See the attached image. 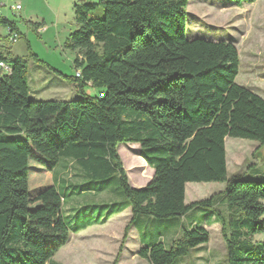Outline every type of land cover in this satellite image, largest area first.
Segmentation results:
<instances>
[{
  "label": "trees",
  "instance_id": "obj_1",
  "mask_svg": "<svg viewBox=\"0 0 264 264\" xmlns=\"http://www.w3.org/2000/svg\"><path fill=\"white\" fill-rule=\"evenodd\" d=\"M231 1L241 7L257 0ZM189 2L104 0L102 18L90 17L97 4H77L79 28L64 45L77 52L81 77L67 76L81 94L76 100L30 98L28 61L0 52L11 68L0 69V264H48L71 232L88 224L72 226L64 215L67 189L97 194L98 183L115 174L124 199L92 207L107 216L131 208L126 234L142 216L186 219L195 208H209L227 263L264 264V180L229 177L226 152L227 137L257 141L255 152L264 147V98L236 82L240 54L232 41L188 38ZM7 24L21 38L17 23L0 18V26ZM121 143L139 144L154 170L145 186L129 183ZM62 158L69 174L60 190L53 170ZM74 169L81 180L71 183ZM191 182H221L225 189L187 203ZM194 221L181 226L170 247L158 240L139 256L172 264L209 243V230Z\"/></svg>",
  "mask_w": 264,
  "mask_h": 264
},
{
  "label": "rangeland",
  "instance_id": "obj_2",
  "mask_svg": "<svg viewBox=\"0 0 264 264\" xmlns=\"http://www.w3.org/2000/svg\"><path fill=\"white\" fill-rule=\"evenodd\" d=\"M20 1L24 10L17 25L22 36L18 42L9 43L6 41L5 28L0 26V52L11 57L19 56L28 61L30 98L38 101H70L81 98L72 80L78 72L73 61L77 57V52L65 48L64 45L69 33L79 28L75 6L83 1L95 3L97 8L90 17L102 18L105 14V7L102 4L104 0ZM39 20V26L44 27L45 31L39 32L32 26V23ZM186 33L190 39L232 41L240 54V72L236 82L264 98V0H257L241 7L234 5L231 0H190L187 6ZM28 45L40 61L30 56ZM89 89L92 91V88ZM92 93L95 94V90ZM258 147L259 143L254 140L227 137L228 176L264 180L262 160L264 147L255 152ZM139 148L137 143L119 145V154L129 183L133 186H144L152 177V170L139 155ZM67 161L62 158L53 170L54 180L60 190L64 187V181L69 174L66 172V165L69 164ZM70 179L72 183L80 181L81 177L76 175L74 169L73 177ZM188 184L190 185L187 189L188 202L208 199L225 189V183L221 182ZM98 187L102 189L97 194L89 192L85 196L77 197L83 206L80 214L88 213L85 218L81 216L79 221L97 220L101 212L97 209L93 212L94 202L100 204L124 199L117 174L108 181H100ZM70 199L75 203V197L69 196L68 204L71 202ZM215 207L224 214L227 213L225 205L220 200L216 201ZM69 212L67 209L64 214L69 215ZM125 218L113 220L106 228L88 230L82 236L71 235L69 242L58 252L56 263L150 264L139 256L138 251L141 247L138 240L143 242V246H150L162 240L170 247L183 224L187 225L191 220H203L209 222L211 235L209 243L192 250L188 256L180 257L172 264H228L220 224L214 223L215 218L209 208H195L186 219L169 220L142 216L136 223L137 231L143 232L141 237L135 232L130 234L133 225L127 234L125 233L129 223L126 220L125 225L121 226Z\"/></svg>",
  "mask_w": 264,
  "mask_h": 264
},
{
  "label": "crops",
  "instance_id": "obj_3",
  "mask_svg": "<svg viewBox=\"0 0 264 264\" xmlns=\"http://www.w3.org/2000/svg\"><path fill=\"white\" fill-rule=\"evenodd\" d=\"M22 3V2H21ZM24 10V8H23ZM22 17V16H21ZM43 22H45V20L43 19L42 20ZM39 21L35 22V23H39ZM40 28H44V27H40ZM46 29L44 28V31ZM74 61V59H73ZM246 87V86H245ZM95 90L94 88H92V91ZM89 91L92 93V91L89 89ZM95 93H97V90H95ZM93 94V93H92ZM139 151V150H138ZM227 152V150H226ZM139 155H140V151H139ZM142 158V157H141ZM144 160V159H143ZM145 161V160H144ZM228 162V160H227ZM228 164V163H227ZM151 168V167H150ZM152 170V176L154 174V170L151 168ZM152 179V177H151ZM133 186V185H132ZM145 186V185H144ZM190 185L187 183L186 185V202L187 203H190L187 201L188 199V193H187V189ZM133 187H136V188H140V187H143V186H133ZM74 189H67V192L70 194L71 197H75V203L72 202V199H70V203L68 204V198L66 196V199H65V203H64V207H63V212L67 209L70 210L69 212V215L68 214H64L65 216L69 217L68 219L70 220V223L72 224V226H77L79 223H83L84 221L87 222L86 220L84 221H79V218L81 216H83L85 218V216L88 214L86 212H83V214H80L81 210L83 209V206L81 204V201H79V199L77 198L78 196H85L87 193L89 192H82V193H72ZM92 194H96L94 192H90ZM68 195V194H67ZM192 202V201H191ZM116 216V217H115ZM125 218L122 222H121V226H124L125 223H126V220L130 221L131 217H132V211H131V208H127L125 209L123 212H120V213H117V214H113L111 216H107L105 213H102L99 215V217L97 218V220H91V221H88L87 223V226L84 227V228H80L79 230H76V231H72L71 232V235H75V236H82L83 234H85V232H87L88 230H91V229H95V228H106V226H108L109 224H111V222L113 220H116V219H119V218ZM140 220H143V219H140ZM194 223H197L196 221H194ZM215 223V221H214ZM201 225H203L204 227H206L208 230H209V222L208 221H203L201 222ZM136 224L133 225V227L131 228V231H130V234L135 232L136 234H140L139 236H143V232L139 233V231H137L136 229ZM77 228V227H75ZM211 239V237H210ZM138 242L140 243V247L142 248L143 247V242L138 240ZM203 246H201L202 248ZM58 255V253L51 259V261L48 263V264H58L56 263L55 261V258L56 256Z\"/></svg>",
  "mask_w": 264,
  "mask_h": 264
},
{
  "label": "built area",
  "instance_id": "obj_4",
  "mask_svg": "<svg viewBox=\"0 0 264 264\" xmlns=\"http://www.w3.org/2000/svg\"><path fill=\"white\" fill-rule=\"evenodd\" d=\"M23 4L20 0H0V18H5L10 23H17L21 18ZM6 31V41L9 43L18 42L20 35L17 31L13 30L11 24L4 26ZM39 32L44 31V28H39ZM0 69L5 72H10L11 68L5 61H0ZM77 77H81V72L78 70Z\"/></svg>",
  "mask_w": 264,
  "mask_h": 264
}]
</instances>
